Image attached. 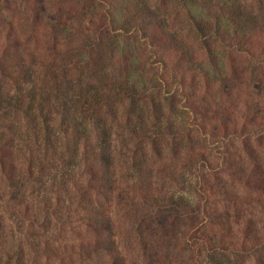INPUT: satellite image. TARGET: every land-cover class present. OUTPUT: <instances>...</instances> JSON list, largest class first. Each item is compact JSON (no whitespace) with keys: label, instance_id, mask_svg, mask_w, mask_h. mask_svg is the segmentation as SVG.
Masks as SVG:
<instances>
[{"label":"rangeland","instance_id":"1","mask_svg":"<svg viewBox=\"0 0 264 264\" xmlns=\"http://www.w3.org/2000/svg\"><path fill=\"white\" fill-rule=\"evenodd\" d=\"M183 3L0 0V264H264V0Z\"/></svg>","mask_w":264,"mask_h":264},{"label":"trees","instance_id":"2","mask_svg":"<svg viewBox=\"0 0 264 264\" xmlns=\"http://www.w3.org/2000/svg\"><path fill=\"white\" fill-rule=\"evenodd\" d=\"M180 1H184V3H183L184 8L187 10V13L188 12L190 13V14L188 13V16L190 17L191 22L194 25V28L196 30L198 37H201L202 39L207 37V35L205 36V34H204L205 33L204 30H205V28L207 29V27H209V26L204 21L196 20L193 17V16H196L197 14L190 12V10H191L190 6L192 5V4H190V0H180ZM209 32L217 33L218 32V25L211 27ZM250 35H252L253 37H249V38H253V41H254V76L256 77V76H259V74L264 72V55H263L264 38L261 35V32H254V34L251 33ZM249 38L247 37V40H248V42L246 43V44H248L247 47L251 46L250 44L253 43V42L250 43ZM247 50H248V48H247Z\"/></svg>","mask_w":264,"mask_h":264}]
</instances>
